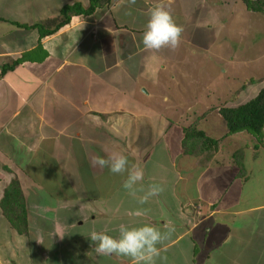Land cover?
Wrapping results in <instances>:
<instances>
[{
	"label": "crops",
	"instance_id": "1",
	"mask_svg": "<svg viewBox=\"0 0 264 264\" xmlns=\"http://www.w3.org/2000/svg\"><path fill=\"white\" fill-rule=\"evenodd\" d=\"M219 1L223 0H111L93 13L72 16L70 23L45 35L64 5L80 2L87 6L90 0H0V202L5 187L14 178L19 179L33 229L21 234L0 205V264H57L59 251L53 249L58 247V235L54 232V237L47 236L55 245L49 250L43 239L47 237L37 235V229L38 224L48 219L53 230L60 217L37 212L61 211L58 204L63 195L59 196L58 204L52 201L35 204L41 203L39 198L44 196L40 193L42 187H38L43 178L38 174L40 163H58L59 173L71 178L63 169L68 170L74 163L71 157L79 160L84 156L87 143L93 145L88 153L96 173L102 169L93 164L97 156L107 158L122 152L131 165L141 168L142 164L156 162L153 157L148 161L151 153L147 149L155 146L156 139L163 144L168 137L163 133L154 137L150 131V117L157 113V106L150 99H155V91L160 89L163 95H170L163 97L159 106H170L169 96L186 103L189 94L183 93L186 88L180 86V79L198 85L208 83L203 79L217 76L218 69L212 73L202 65L209 51H214V61L219 63L217 55L222 48ZM231 1L226 18L223 17L226 21L229 11L235 13V0ZM157 3L169 10L183 29L175 48L148 50L141 43L148 10ZM247 13L249 17L252 12ZM10 66L14 67L9 69ZM259 85L264 86V81ZM177 89L183 99L171 94ZM259 91L256 87L254 96ZM230 97L238 99L240 95ZM214 111L210 110L199 122ZM194 115L198 113L188 114ZM222 120L225 121L222 117L214 123L219 130L227 131L221 138L200 129L221 139L218 148L211 151L212 160L192 161L185 155L184 164L180 165L184 181L191 171L203 188L212 181L209 189L214 196L199 191L189 202L186 196L178 197L177 215L183 227L177 228L175 217L164 218L168 223L162 222L175 233L156 245L159 254L152 264H264V145L256 147L257 139L247 131L228 133ZM142 122H147L146 128L149 126L143 136L139 131ZM176 132L180 137L179 128ZM225 137H231V143L222 145ZM124 146L131 148L124 152ZM226 146L231 151L227 156L222 154ZM258 151H262L261 156L256 154ZM239 152L242 159L234 154ZM250 160L256 163L249 164ZM168 170L162 177L174 180L172 168ZM258 176L263 178L260 184L255 181ZM160 182L162 185L164 180ZM226 196L229 201L245 199L247 204L245 207L221 204L220 200ZM179 240H185L186 244L170 250L178 246ZM68 249L60 254L63 263L72 257ZM164 249L170 250L166 256L162 255ZM54 256L55 263L49 259ZM106 258L107 263L92 259L86 260V264H133L123 256L113 254Z\"/></svg>",
	"mask_w": 264,
	"mask_h": 264
},
{
	"label": "rangeland",
	"instance_id": "2",
	"mask_svg": "<svg viewBox=\"0 0 264 264\" xmlns=\"http://www.w3.org/2000/svg\"><path fill=\"white\" fill-rule=\"evenodd\" d=\"M228 3L231 4L232 1H219V16L222 18L219 19L218 23L220 45L222 46L217 55V57H220L219 63L216 64L214 61L216 57L214 51L205 53L203 58L204 66L202 65V67L212 71V73L218 69L217 76L213 75L212 79H203L204 82L208 81V83H199L198 85H195L189 79H180L182 82L180 86L186 88L183 93L189 94L187 101L185 99L186 103L172 100V97L169 96L171 99L169 100L170 103L167 104L170 106H159L164 100L163 97L166 98L170 95L167 93L163 95L164 92L160 89L157 93L155 91V99H150L157 106V113L150 117L152 120L150 131L154 133V137L157 134L163 133L168 139L163 144L159 143L152 149L153 154L149 155L148 161L153 157L156 162L150 165L142 164V168L139 166L143 171V179L137 182L135 186L138 189L136 197L129 195L128 191L122 187L127 173L123 175L113 174L109 172L107 167L99 169L97 173L92 169L91 155L88 153L89 149H92V144H86L85 154L84 156H80L79 160L71 157L70 151V157L74 163L69 165L71 167L68 170L63 169V172L70 174L71 178L66 174L63 177L59 173L61 170L58 163L55 165L50 161L40 163L38 174H41L43 178L38 187H42L40 193L44 196H40L39 198L42 201L41 203L35 204H49L51 201L57 203L59 196H64L66 193L64 197H61L60 204L57 203L60 205L61 211L37 212V214L47 215L48 217H60L58 221L56 220L57 227L53 230L48 219L43 221L37 229V235L39 236L47 237L53 235L55 232L59 237L58 247L53 249V252L59 251L57 252L58 259L56 256L50 257L51 261L55 263V259H57V264H62L64 261L60 254L66 248H69V255H72V257L63 264H86V260L91 262L92 259H96L95 261L98 263L100 261L101 263L109 262V258H106V255L98 254L94 250L95 245H92L88 236L92 231H104L115 237L118 235V226L121 223L130 227L152 224L161 230L164 237L167 235L173 237L175 230L169 231L165 228L166 223L164 224L162 221H165L164 218L171 219L175 217L177 228L183 227V223L177 215L178 197L182 198V196H186L187 202H189L188 199L195 198L199 191L203 195L207 192L206 196H209V194L210 196L211 194L214 196L213 190L209 189L212 187V181L209 187L203 188L200 185V179L195 177L194 171H191V175L186 181L183 180V176L180 177V172H182L180 165L184 164L185 156L183 146L181 145V139L184 138V128L191 125L193 121H196L194 116H188V114L192 112L198 113L200 110L205 109V107L218 106L217 104L238 106L240 103H244L254 97L256 87H259V90L264 88L262 85L258 86L259 83L264 81L262 79L264 78V16L256 12L250 13L248 17L244 3L241 0H235V13L229 11V17L226 21L224 18H226L225 12L228 8ZM252 79L255 81L252 82ZM178 91L177 89L171 94L175 98L181 96L180 98L183 99V95ZM238 92L240 95L238 99H232V103L226 102L227 98H230L231 95L237 97ZM214 109L213 114L197 122L196 126L198 130L205 128L211 136L216 135V137L221 138L227 131L219 130V125L214 124L218 123L217 121L223 117H221L222 114L219 111V107ZM166 119L170 122H167ZM165 121L167 127H169L168 131L166 130ZM222 123L226 125L223 120ZM142 125L143 128H140L139 131H141V135L143 136L144 132H148L149 126H147L148 128L145 127L147 122H142ZM176 126L180 130V137L178 136L179 132H176L178 130ZM231 140V137H225L222 140V145L227 144L228 141L231 143ZM138 142L140 143L141 139ZM142 142H144L143 139ZM130 148L129 146H124L123 151L128 152ZM225 148H222V154L227 156L231 151L227 146ZM120 151H122L121 147ZM239 154L242 159V153ZM238 163L241 164V161L238 160ZM254 163L256 161H249V164ZM167 168H169L168 172L172 168L175 175L174 180L172 177H162L163 174L164 176L166 175ZM28 170L33 171L34 169ZM252 170L257 171V169ZM260 177H256V184H260L263 181V178ZM163 180L164 182L161 185L160 181ZM184 183L186 185L183 187ZM150 184L161 185L163 191L156 196L148 197L145 203L140 204L138 199L147 192ZM57 189L59 190L57 191ZM203 197L205 198V196ZM205 201V199H202V202ZM220 201H222L221 204L232 207H245L247 204L245 199L229 201V196ZM215 203H217V199ZM136 210L139 213L136 214ZM94 215H96V218H93ZM165 222L168 223V221ZM30 231L33 232L32 226L30 227ZM51 237H54V235ZM51 237L43 238L49 250H52V247L55 246L50 243ZM183 244H186V241L179 240L178 246L172 247L170 250L177 249L179 245ZM170 250L164 249L162 255L166 256Z\"/></svg>",
	"mask_w": 264,
	"mask_h": 264
},
{
	"label": "trees",
	"instance_id": "3",
	"mask_svg": "<svg viewBox=\"0 0 264 264\" xmlns=\"http://www.w3.org/2000/svg\"><path fill=\"white\" fill-rule=\"evenodd\" d=\"M111 0H90L87 6H84L80 2L64 5L60 11V16L51 20V28L44 32L45 35L56 32L66 24L70 23L72 16L81 14H90L97 7L103 6L109 3ZM246 9L252 13L264 14V0H242ZM42 28H45L44 24H40ZM14 66L8 67L12 69ZM6 69H2L1 74L6 72ZM255 81L252 79V82ZM245 85V84H243ZM239 93V92H238ZM232 97L227 98L226 102H231ZM212 105L210 108L202 109L198 112V115H194L195 120L191 125L184 128V138L181 142L185 155L192 159L197 158L199 162L208 163L212 160L211 151L217 149L221 143V139H215L208 136L203 130L197 129V122L212 109L219 107V111L226 121L228 127V133L235 134L241 131H247L257 139L256 147L264 145V88L261 89L254 97L248 101L239 104L238 106H231L226 104ZM159 134H157L158 136ZM155 141H158L156 139ZM159 143H155V148ZM152 147L147 149L150 153H153ZM257 148V149H258ZM260 149V148H259ZM241 153V152H239ZM239 153L235 156H239ZM262 151L256 152L258 156H261ZM256 155L257 158H260ZM142 162V161H141ZM139 167V165L137 166ZM161 183V182H160ZM161 186V185H160ZM0 205L4 215L9 219L12 225L21 233L28 234L30 231V220L28 219L27 201L21 188L20 182L17 178H14L5 187L4 196L1 199ZM37 223V222H36ZM32 224V221H31ZM40 226V224H38ZM53 228V227H52ZM51 228V229H52ZM50 229V226H49Z\"/></svg>",
	"mask_w": 264,
	"mask_h": 264
},
{
	"label": "clouds",
	"instance_id": "4",
	"mask_svg": "<svg viewBox=\"0 0 264 264\" xmlns=\"http://www.w3.org/2000/svg\"><path fill=\"white\" fill-rule=\"evenodd\" d=\"M147 16L141 37L143 47L148 50L177 47L183 29L174 21L170 11L157 3L148 10ZM93 164L101 168L107 167L113 174L127 173L122 187L129 195L136 197L138 189L135 186L137 182L142 181L143 171L131 165L125 155L114 153L107 158L97 156L93 158ZM161 191H163L161 186L150 184L147 192L139 197L138 202L143 204L148 197L156 196ZM165 228L172 230L168 225H165ZM88 238L92 245H95L94 250L98 254L127 257L133 264H152L154 257L159 254L156 245L164 238V234L152 224L130 227L121 223L118 226V235L115 237L104 231H92Z\"/></svg>",
	"mask_w": 264,
	"mask_h": 264
}]
</instances>
